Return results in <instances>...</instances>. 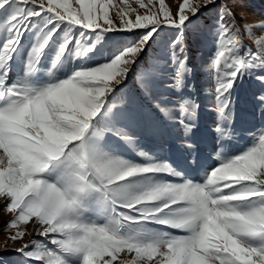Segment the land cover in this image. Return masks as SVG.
Here are the masks:
<instances>
[{
    "label": "snow or ice",
    "instance_id": "obj_1",
    "mask_svg": "<svg viewBox=\"0 0 264 264\" xmlns=\"http://www.w3.org/2000/svg\"><path fill=\"white\" fill-rule=\"evenodd\" d=\"M215 2L0 0V199L9 239L30 226L42 238L15 249L25 264H264V132L241 152L225 147L237 81L255 73L264 86V20L223 9L200 66L210 85L197 87L187 30ZM163 28L174 38L139 70L138 95L113 103ZM137 30L99 52L108 33ZM202 110L215 111L218 163L200 179L140 147L138 129L164 125L194 153Z\"/></svg>",
    "mask_w": 264,
    "mask_h": 264
},
{
    "label": "rangeland",
    "instance_id": "obj_2",
    "mask_svg": "<svg viewBox=\"0 0 264 264\" xmlns=\"http://www.w3.org/2000/svg\"><path fill=\"white\" fill-rule=\"evenodd\" d=\"M116 3L119 0H115ZM180 0H165L173 11L176 10ZM205 0H200L203 4ZM135 6V5H134ZM231 10L236 19L241 23L255 22L264 20V0H216V2L204 8L195 18L193 25L187 30L186 44L191 63L195 67L196 73L194 81L199 86L210 85V77L201 74V65H206L210 60L213 51V41L211 27L214 18L222 13L223 9ZM244 19H241V16ZM199 26L200 30L193 32V28ZM142 30L135 33L110 32L102 42L99 52L103 55H110L118 47L135 39L141 34ZM175 32L169 28H163L155 40L150 43L141 56L140 62L130 73L127 83L113 98V103L120 104V97L124 94L138 95L139 89L136 84L139 70L146 64L151 63L154 58L163 55L168 43L174 38ZM244 42L251 46L252 41L248 36L244 37ZM16 71L22 75V63H17ZM47 68V64L44 65ZM255 73L245 75L242 80H238L232 94L234 102L232 127L234 130L233 138L226 142L225 147L232 152L243 151L260 132H264V106L258 103V96L264 94L262 86L255 78ZM45 73L41 72L39 78H44ZM206 108L212 107L211 98L203 99ZM216 118L215 111L209 112L202 110L199 125L194 134L196 149L194 153H189L182 146V133L179 129L161 125L160 130L153 134L148 131L140 130V147L151 155L159 159L167 160L173 167L183 170L188 176L200 179L205 167H214L216 160V144L212 133L213 121ZM126 155L135 157V153L126 150L123 146L119 149ZM4 201L0 199V264H25L16 248L32 239H42L38 237L37 231L29 227V235L22 240L12 241L9 237L14 233L13 229L8 228L7 222L11 218V213L5 211ZM174 231V230H173Z\"/></svg>",
    "mask_w": 264,
    "mask_h": 264
}]
</instances>
